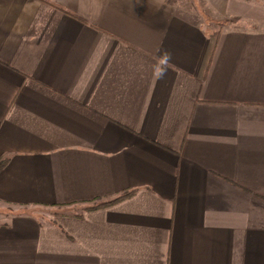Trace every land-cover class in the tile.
Returning a JSON list of instances; mask_svg holds the SVG:
<instances>
[{"label":"crops","instance_id":"0c3cea01","mask_svg":"<svg viewBox=\"0 0 264 264\" xmlns=\"http://www.w3.org/2000/svg\"><path fill=\"white\" fill-rule=\"evenodd\" d=\"M221 2L0 0V264H264V0Z\"/></svg>","mask_w":264,"mask_h":264},{"label":"rangeland","instance_id":"374dc122","mask_svg":"<svg viewBox=\"0 0 264 264\" xmlns=\"http://www.w3.org/2000/svg\"><path fill=\"white\" fill-rule=\"evenodd\" d=\"M177 1L179 4L184 5V9L191 13L193 11L197 16L200 14L201 20H209L208 18L212 17V13L216 12L214 10L224 8V3H210V0H174ZM215 5V7H214ZM211 15V16H210ZM64 208H26L24 210L19 211L17 214H21L22 212L33 216L37 219L47 218L49 216H59L63 214L65 211ZM83 210V209H82ZM76 211V210H74ZM5 215V216H4ZM12 217L13 215L8 212V209L4 210L0 208V218L2 217ZM54 216V217H55Z\"/></svg>","mask_w":264,"mask_h":264},{"label":"trees","instance_id":"16d2710c","mask_svg":"<svg viewBox=\"0 0 264 264\" xmlns=\"http://www.w3.org/2000/svg\"><path fill=\"white\" fill-rule=\"evenodd\" d=\"M60 9V8H59ZM61 10V9H60ZM9 159H4L2 161H0V171L6 166V164L8 163ZM135 193V191H128V192H125L123 195L119 196L118 198L114 199V200H110V201H107V202H98L94 205H90V206H86L84 207L83 209V214L86 213V212H89V211H94V210H98V209H102V208H105V207H109V206H112L126 198H129L131 196H133ZM79 215L78 217H82V215Z\"/></svg>","mask_w":264,"mask_h":264},{"label":"clouds","instance_id":"9594fccd","mask_svg":"<svg viewBox=\"0 0 264 264\" xmlns=\"http://www.w3.org/2000/svg\"><path fill=\"white\" fill-rule=\"evenodd\" d=\"M169 60H170V55L165 53L160 61L161 67L158 68L157 71L155 72L157 79H163L164 75L166 74V68L163 66L167 65Z\"/></svg>","mask_w":264,"mask_h":264}]
</instances>
